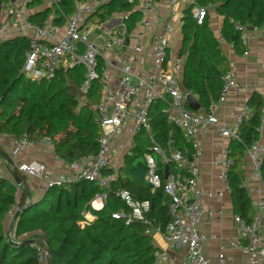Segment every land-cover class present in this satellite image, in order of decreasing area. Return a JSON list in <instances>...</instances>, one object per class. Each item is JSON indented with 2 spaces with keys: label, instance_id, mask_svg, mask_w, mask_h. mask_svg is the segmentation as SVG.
<instances>
[{
  "label": "trees",
  "instance_id": "obj_1",
  "mask_svg": "<svg viewBox=\"0 0 264 264\" xmlns=\"http://www.w3.org/2000/svg\"><path fill=\"white\" fill-rule=\"evenodd\" d=\"M2 2L0 0V9ZM43 3L44 0L28 3L32 23L42 25L52 19L64 24L63 14H72L76 0H65L54 7L43 6ZM194 5L215 9L224 18L223 38L243 53L245 47L238 26L262 27L264 0H195L184 9L179 51L180 57L185 59L182 89L196 95L202 108L209 112L219 100L223 75L230 68V62L211 26L210 14L198 24L192 11ZM124 11H132L128 23L131 32L141 19V13L133 11L128 0H110L92 16L104 23L113 13ZM235 34L238 35L233 40ZM30 47L31 38L26 34L0 39V135L19 138L27 134L35 140L49 137L54 142L55 153L66 162L97 154L101 128L95 106L101 100L102 82L94 81L85 101H81L79 90L86 78V68L83 64L71 67L67 59L60 62L52 78L33 79L22 72ZM99 65H103L101 56ZM100 74L103 76L101 69ZM247 103L251 112L239 128V138L230 140L235 164L228 172V181L235 214L250 221L254 208L249 187L243 184L246 178L244 156L247 148L259 139L261 93L255 91ZM166 107L163 100L155 102L150 109V129L143 128L135 135V147L125 155L123 165L104 169L106 175L115 174L108 190L95 181L79 179L49 187L43 197L27 206V192L14 180L1 176L0 264H42L34 244L46 246L43 239L49 243L52 264H157L156 233H146L148 225L143 222L126 224L125 220L114 218L112 213L125 208L116 191L127 189L135 198L151 201L152 208L147 217L153 227L160 226L164 232L170 223V196L164 187L154 189L146 178L145 157L151 148L150 136L162 145L172 139L174 149L181 151L188 160L195 150L183 131L170 123L164 112ZM160 166L165 183V173L173 170L174 164L165 165L160 161ZM14 169L30 191L28 176L17 166ZM105 191L108 197L104 207L94 209L92 201ZM15 204L24 210L15 223L16 235L12 239L18 241V237L27 234V239L32 241L24 244H16L8 237L10 218L7 212ZM86 211L91 212L95 220L82 227L80 222Z\"/></svg>",
  "mask_w": 264,
  "mask_h": 264
},
{
  "label": "built area",
  "instance_id": "obj_2",
  "mask_svg": "<svg viewBox=\"0 0 264 264\" xmlns=\"http://www.w3.org/2000/svg\"><path fill=\"white\" fill-rule=\"evenodd\" d=\"M33 0H3L0 9V39L15 35L31 36V47L27 52L26 61L22 72L33 79L54 76L59 64L68 60L69 66L83 64L86 68V78L80 90L87 94L92 83L100 80L103 84L101 100L96 109L99 113V126L101 128L100 150L97 154L81 157L68 162V168L56 176L49 175L46 165L37 159L19 161V171L27 176L39 179L43 182L41 189L45 192L53 185H62L79 179H86L99 183L100 186L110 189L111 181L115 174H104V169L114 166L115 157L119 154H130L135 147V135L143 128L150 129V109L152 105L163 100L167 103L164 112L170 123L179 127L184 136L192 141L194 154L192 160H188L181 151L174 149V141L169 139L166 145L159 144L151 135V148L146 154L147 174L146 178L154 189L164 187L166 194L171 198L170 214L171 221L165 231L160 226L153 227L147 214L152 208L150 200H139L127 189H119L116 196L125 204V208L114 211L112 216L116 219L125 220L126 224L134 221L148 225L146 233L162 235L167 248L159 249L156 253L157 264H171L169 249H183L185 262L182 264H211V259L204 252L206 236L201 225L217 217L215 209L206 206L203 198L213 199L221 197L225 189L230 190L228 172L234 166L232 148L229 146L222 150V158L219 160L223 167L222 179L225 189L204 191L200 183L202 148L199 136L204 135L210 128L216 127L218 132L227 139H238L239 128L246 116L251 112V107L245 103L237 109L233 115V121L219 118L221 106L226 101L232 89L241 87L237 80L236 71L229 68L223 75V84L217 103L211 106V110L205 114L194 111L188 106L189 91L182 89V77L184 62L182 59H170L169 35L177 27L173 22L163 25V32L157 37V41L151 45V58L153 69H142L145 58L143 43L135 44L130 55L124 60L121 70L123 74L114 82L106 74L109 68L99 65V57L113 50L125 46L126 35L129 33L127 21L132 11L121 12L123 19L121 38L106 35L103 44L96 40H90L83 34L86 18L98 8L110 0H76L75 10L71 15L65 16L64 24L55 23L52 19L45 24L32 23L29 20L28 3ZM133 5V11L141 13L138 24L142 28L136 29L140 38L146 36V28L152 24L151 16L155 11L156 0H128ZM177 0H170L176 3ZM49 5L58 6L59 0H49ZM195 3V0H189ZM193 14L198 24H202L208 15L210 8L194 5ZM241 32L242 43L245 47L243 55L249 56L253 50L252 42L260 37L264 38V25L255 27L253 30L238 26ZM64 32L60 37V33ZM264 52V44L261 46ZM101 67V68H100ZM264 71V59L261 63ZM100 69L103 76L100 74ZM259 92L262 95L261 125L259 127V139L246 150L250 165V175L243 181L249 187L253 182L252 194L254 212L249 221L247 218L236 215L235 220L239 225V240L232 241L230 248L237 250L248 257L247 264L264 263V83ZM1 136V135H0ZM124 137V138H122ZM123 141L117 143L118 139ZM35 146H49L55 151L54 142L49 137L32 139L27 134L14 137L10 155L17 159L25 151ZM165 164H174L173 170H168V178L163 183L160 172V161ZM4 176L0 172V177ZM108 197L107 191L99 193L92 201V207L99 210L104 207ZM19 210L13 205L7 212L11 219ZM89 211L84 213V220L80 225L84 227L94 220ZM154 232V233H155ZM27 236V234H24ZM23 235V236H24ZM38 249V257L42 264H49L47 247L34 244ZM227 246L223 245L218 254L216 264H225L227 260Z\"/></svg>",
  "mask_w": 264,
  "mask_h": 264
},
{
  "label": "crops",
  "instance_id": "obj_3",
  "mask_svg": "<svg viewBox=\"0 0 264 264\" xmlns=\"http://www.w3.org/2000/svg\"><path fill=\"white\" fill-rule=\"evenodd\" d=\"M188 4H190L189 0H177L176 3H170V0H156L155 11L151 16L152 24L150 27L146 28L145 38L141 39L140 37H136V29L142 28L141 24H136L134 30L126 35V37H129L130 39L129 45H125L126 47L122 49L120 47H115L113 50H110L101 56L103 58V65L109 68V71L106 74L110 76V80L114 82L116 78L123 74L121 70L123 62L132 52L134 45L138 43H143L146 53L142 69L145 71H150L153 69V60L150 56L151 45L153 42L157 41L158 35L163 32V25L168 21L173 22L177 27V29L169 35V58H180L183 60L185 66V59L180 57L179 51L182 47L183 39L181 30L182 17L184 15V9ZM47 6L50 5L47 4ZM101 7L95 12L101 9ZM29 12H32V10ZM121 14V12L113 13L111 17H109L104 23L99 22L98 17L92 16L91 14L86 18L87 20L84 29H89V23L93 18H96L99 25H102L103 27L99 33L102 32L103 34L104 32L106 35L121 38L123 23ZM208 14H210L211 26L214 30V33L221 41L223 50L229 59L230 67L236 71L237 80L241 85L240 88L231 90L219 111L220 120L226 119L233 121V115L235 111L247 103V100L250 98V96L255 91H259L261 85L264 83V71L261 67V63L264 59V52L261 49V46L264 44V38L260 37L252 42L251 47L253 52L249 56L245 57L243 53L236 51L235 45L233 43L227 42L223 38L222 27L224 18L218 15L215 9H210ZM90 16L92 17L90 18ZM128 23L129 20L127 21V26ZM99 33L97 34V38L102 39V41L98 42L96 39L95 40L98 44H103L104 39L100 37ZM63 34L64 32L60 33V37L63 36ZM31 35L32 33H29V36ZM134 40H136L135 44H133ZM197 112H200L201 114L206 113L205 109L203 108ZM198 138L203 151L200 175V183L203 190L218 191L220 189H225V184L222 179L223 167L219 160L222 158V150L230 145V139L224 138L218 132L216 127L210 128L204 135H201ZM120 141H123V139L119 138L117 143ZM13 142L14 136L12 135L0 136V145L8 152H10ZM33 159L42 161L46 165L47 173L49 175L51 174L52 176H56L57 174L66 171L68 168V162L61 159L49 146H35L25 150L19 158L14 159L15 166H17L19 161H30ZM123 163V154L117 155L114 160L115 167H121ZM244 170L246 172V177H248L251 170L247 154L244 156ZM0 172L3 173L4 176L13 180L10 172L7 169V163L1 156ZM42 184L43 182L39 179L28 176V186L34 201H37L43 197L44 192L41 189ZM253 184V182L248 184L252 200L256 199V197L252 194ZM203 200L206 206L212 207L217 213L216 218L201 225L202 231L206 236L204 252L211 259V264L217 263V257L223 245L227 246L228 251L225 264H247L248 257L246 255L240 251L232 250L230 248V243L232 241L235 242L239 240V225L235 220L236 214L234 212L230 190L225 189V193L221 197H214L213 199L204 197ZM89 214L94 217L95 220V216L91 212ZM12 231L14 237L16 235V226L13 227ZM155 235L156 245L159 247V249L167 248V244L165 243L162 235L159 233H156ZM23 238L27 239V237L24 235L18 237V241H21V239L23 240ZM169 254L171 257V264H182L185 262V252L183 249H169Z\"/></svg>",
  "mask_w": 264,
  "mask_h": 264
},
{
  "label": "water",
  "instance_id": "obj_4",
  "mask_svg": "<svg viewBox=\"0 0 264 264\" xmlns=\"http://www.w3.org/2000/svg\"><path fill=\"white\" fill-rule=\"evenodd\" d=\"M61 3H63L65 0H59ZM249 29L253 30L254 27H249ZM238 34H235L234 37H233V40L237 37ZM129 37H126L125 39V45H129ZM188 104L190 106V108H192L194 111H199L201 108H202V105L200 103V101L198 100V98L192 94V93H189L188 94ZM0 156L5 159L6 163H7V169L8 171L10 172V175L12 176V179L15 181L16 185L19 187V188H23L27 194H28V198H29V203L27 206L31 205L33 203V197L31 195V192L28 190V188H26V186L24 185L23 183V180L22 178L20 177L19 173L17 170L14 169V166H15V161L14 159L12 158V156L10 155V153L8 151H6L1 145H0ZM190 160H192V158H190ZM169 171L167 170L166 173H165V179L168 178V173ZM24 208L22 209H19L13 218L10 219L9 221V224H8V237L9 239H11L12 242L16 243V244H24L26 242H30L32 240H29V239H25V240H22V241H14L11 237V231L13 229V227L15 226V223L18 219V217L20 216V214L23 212ZM44 242L46 243V247H47V250H48V253H49V256H50V261H51V264H52V258H51V252H50V247H49V243L46 239H43Z\"/></svg>",
  "mask_w": 264,
  "mask_h": 264
},
{
  "label": "rangeland",
  "instance_id": "obj_5",
  "mask_svg": "<svg viewBox=\"0 0 264 264\" xmlns=\"http://www.w3.org/2000/svg\"><path fill=\"white\" fill-rule=\"evenodd\" d=\"M49 0H44V4L43 5H47L49 4ZM102 25H99L98 20L96 18H93L91 20V22L89 23V29L83 30V34L87 35V37L90 40H97L98 42H101L102 39L97 38V34L102 30ZM136 37H140V35L138 34V31L135 32ZM135 37V38H136ZM136 40L133 41V44H135ZM79 95H80V100L81 101H85V95L84 93L81 92V90H79ZM124 138V137H122ZM125 139V138H124ZM10 221V220H9ZM16 226V225H15ZM155 232V230L153 231V233ZM13 231H11V237H13ZM156 233V232H155ZM15 237V236H14ZM13 237V238H14ZM27 238L29 237V235L26 236ZM156 237V235H155Z\"/></svg>",
  "mask_w": 264,
  "mask_h": 264
}]
</instances>
